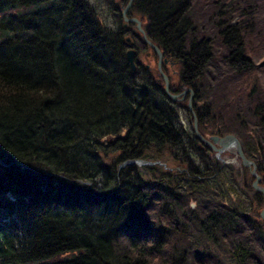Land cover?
<instances>
[{
  "label": "trees",
  "instance_id": "trees-1",
  "mask_svg": "<svg viewBox=\"0 0 264 264\" xmlns=\"http://www.w3.org/2000/svg\"><path fill=\"white\" fill-rule=\"evenodd\" d=\"M115 1L0 0V264H264L262 194L231 197L239 172L185 127ZM128 15L193 90L199 132L237 137L264 185V0H132ZM136 159L169 168L119 169Z\"/></svg>",
  "mask_w": 264,
  "mask_h": 264
},
{
  "label": "water",
  "instance_id": "water-1",
  "mask_svg": "<svg viewBox=\"0 0 264 264\" xmlns=\"http://www.w3.org/2000/svg\"><path fill=\"white\" fill-rule=\"evenodd\" d=\"M131 2L132 0H129V2L127 3L126 7H124V9H122V15L124 17V20L125 21H129V22H133L136 24V28L143 34V37H144V40L145 42L151 47V49L157 54L158 56V70L160 71V74L162 75L163 77V80H164V91L165 93L168 95L169 98H171L172 100H176L178 98L179 95L177 94H172L169 92L168 88H169V83H168V80H167V77L164 73L161 72V68H160V65L161 63H168L170 60H167L166 58H164L163 60V56H162V53L161 51L159 50V48L153 44L149 39L146 38L145 34H144V31L142 30L141 28V23L139 20H137L136 18H130V19H127L125 17V13L127 12L128 8L130 7L131 5ZM125 57H126V60L129 64V67L132 71L135 70L136 68V65H135V62H134V58H135V51L133 49H129L126 51V54H125ZM186 92H190L191 93V90L190 89H186L184 91V93ZM183 93V94H184ZM192 94V93H191ZM188 108L191 110V104L190 102L188 103ZM194 117V122H193V131L196 133V135L199 137L200 140L204 141V142H207L197 131V121H196V118L195 116L193 115ZM211 140L214 142V144H217L218 147H216L215 145L207 142L211 149L215 152H217L218 154L227 150V149H234L235 150V153L237 154V156L240 158L241 160V163L243 166L245 167H248L250 172H251V175L255 178V180L253 181V184H252V187L257 190V191H260L263 193V197H264V188L263 187H260L258 186V181H259V176L256 174L255 172V165L254 163L247 159L246 156L244 155L243 151H242V148H241V145L239 143V141L233 136V135H226L224 137H217V136H214L211 138ZM130 163H136L138 165H141L143 164V162L141 161H126L124 162L121 166H124L126 164H130ZM192 207H193V204H192ZM261 216L262 218H264V207L261 211Z\"/></svg>",
  "mask_w": 264,
  "mask_h": 264
},
{
  "label": "rangeland",
  "instance_id": "rangeland-1",
  "mask_svg": "<svg viewBox=\"0 0 264 264\" xmlns=\"http://www.w3.org/2000/svg\"><path fill=\"white\" fill-rule=\"evenodd\" d=\"M103 2V1H102ZM117 2V4L119 5L118 6V10L119 11H121V9H122V7L124 6V4H120V2H118V1H115V3ZM104 5H106V4H104V3H102V12L100 13V15H103V17H105V16H110V15H108V7L107 6H104ZM129 11V10H128ZM126 16H129L128 15V12H127V14H126ZM105 23L106 24H108V25H114V22H113V18L110 16V17H105ZM151 60V59H150ZM150 62V61H149ZM151 62H152V60H151ZM156 68V67H155ZM157 73H156V75L157 76H160V73L157 71V69L155 70ZM171 76H173V81L174 82H177L178 81V79L176 80V76L175 75H171ZM169 78V77H168ZM262 78H263V80H262V83L264 84V76H262ZM261 78V79H262ZM221 91L223 92V91H225L224 90V88L222 87V89H221ZM214 97H215V95H213V92L211 93V96H210V98L211 99H214ZM216 99V98H215ZM220 100V99H219ZM216 101V100H215ZM221 101V100H220ZM238 104H240V102L238 103ZM221 105H222V103L220 102V103H217V106H215L214 104H213V108H214V110H218L220 107H221ZM220 111H222L224 114H229V112L230 111H228L227 109H222V110H220ZM189 117V118H188ZM181 120L184 122V124H185V127H191V125H192V123H191V125H190V116H188L187 114H183L181 117ZM207 133H208V131L207 130H205ZM264 154V153H263ZM263 158V157H262ZM262 161L264 162V158L262 159ZM219 162L222 164V162H224V163H226L227 165L229 164V165H231L232 167H233V169H234V171H237V172H239V173H237L236 174V186H237V190L235 189V187H233V193H231V197L233 198V199H235L236 198V195L237 196H239L242 200H241V202H243V205L245 204V205H247L248 204V200H247V197L246 196H244V193H246V191H247V187H246V184H249V186L251 185V183H252V181H253V177H251V175H250V173H249V171H248V169L245 167L244 169H246V174L247 175H245V170L244 169H242V165H241V163H240V160H239V158L236 156V154H235V152H234V150H229V151H225V152H223L221 155H220V158H219ZM4 163V165H0V167L2 168V167H4L5 166V162H3ZM225 164V165H226ZM142 165H147L148 166V164H142ZM165 167L167 168L168 166L167 165H165ZM164 167V168H165ZM169 168V167H168ZM243 173V174H242ZM224 176V175H223ZM236 199H238V197L236 198ZM235 199V200H236Z\"/></svg>",
  "mask_w": 264,
  "mask_h": 264
},
{
  "label": "flooded vegetation",
  "instance_id": "flooded-vegetation-1",
  "mask_svg": "<svg viewBox=\"0 0 264 264\" xmlns=\"http://www.w3.org/2000/svg\"><path fill=\"white\" fill-rule=\"evenodd\" d=\"M172 78V77H171ZM171 80H173V79H171Z\"/></svg>",
  "mask_w": 264,
  "mask_h": 264
}]
</instances>
